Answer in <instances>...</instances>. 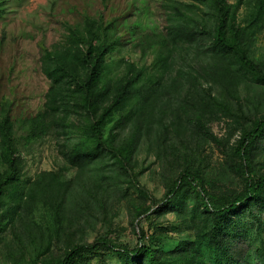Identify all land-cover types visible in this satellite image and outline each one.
I'll return each mask as SVG.
<instances>
[{
    "label": "rangeland",
    "instance_id": "rangeland-1",
    "mask_svg": "<svg viewBox=\"0 0 264 264\" xmlns=\"http://www.w3.org/2000/svg\"><path fill=\"white\" fill-rule=\"evenodd\" d=\"M226 1L236 6L237 24L247 27L255 0ZM0 3V118L7 113L12 122L21 171L0 198V264H59L74 247L98 239L133 250L141 233L161 264H234L220 250L227 242L237 245L231 256L261 264L264 192L231 215L216 217L180 176H197L213 203L244 193L235 148L264 121V18L242 50L254 73L235 57L211 52L208 39L174 42L168 35L172 26L211 20L207 0ZM88 18L113 48L103 82L123 78L127 64L143 71L139 85L153 95L143 123L127 118L133 102L117 108L104 119V143L96 150L83 137L84 111L71 109L73 128L28 143L27 121L43 110L51 83L46 55L74 49L70 31L87 37ZM248 162L253 180L264 177V131ZM4 169L0 153V174ZM174 187L169 202L165 197ZM74 264L133 260L96 250Z\"/></svg>",
    "mask_w": 264,
    "mask_h": 264
},
{
    "label": "trees",
    "instance_id": "trees-1",
    "mask_svg": "<svg viewBox=\"0 0 264 264\" xmlns=\"http://www.w3.org/2000/svg\"><path fill=\"white\" fill-rule=\"evenodd\" d=\"M212 7L211 20L203 26L197 22L191 26L179 24L169 29L168 35L174 42L195 43L197 40L208 39L211 52L219 55H229L238 59L243 67L253 71L250 61L242 50L251 38L253 29L262 23L264 18V0H255L254 9L249 17L247 27L241 28L237 24L236 6L229 5L226 0H207ZM2 7V3H0ZM3 13L0 10V17ZM101 27L93 19H86V33L84 37L76 30L70 31L69 41L74 49L55 51L46 55L50 62L47 71L50 86L45 96L43 110L27 121L26 142L38 141L57 128H73L69 122V114L73 110L84 111L88 126L84 132V139L91 141L98 150L103 146L101 128L104 119L112 111L133 102V109L128 117L136 118V123H143L141 114L152 99V91L140 86L143 71L127 64L126 74L116 81L110 79L103 82L106 71V57L113 52V48L106 40L100 38ZM162 64V61H161ZM163 65V64H162ZM78 100L71 106V101ZM73 108H71V107ZM126 117H123V120ZM122 122L118 121L117 126ZM138 125V124H137ZM264 131V121H260L254 130L241 139L235 148V155L240 162L242 174L245 177L244 193L226 204H217L208 200L202 181L197 176L185 172L180 179L187 181L190 188L196 192L202 201L205 211L216 217H227L234 211L246 206L250 201L260 198L264 192V177L253 180L249 167V151L255 141ZM13 128L10 117L6 113L0 118V153L5 169L0 174V198L4 189L14 183L20 176V158L16 155L13 141ZM40 184V183H37ZM176 194L175 187L169 191L165 200L172 201ZM228 228V229H227ZM225 226L224 234L229 227ZM225 234V237H226ZM145 236L139 235V246L133 250L109 244L104 239H98L90 245H78L68 251L59 264H74L77 257L96 250L115 253L121 257L133 260V264H161L157 255L146 245ZM236 244L227 242L220 248L228 263L247 264L240 256L235 258L230 253L236 251ZM234 258V260H233ZM236 261V262H235ZM264 264V260L261 262Z\"/></svg>",
    "mask_w": 264,
    "mask_h": 264
}]
</instances>
